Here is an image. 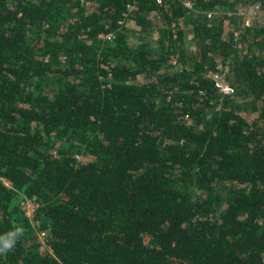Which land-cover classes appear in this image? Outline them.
<instances>
[{
    "label": "trees",
    "instance_id": "obj_1",
    "mask_svg": "<svg viewBox=\"0 0 264 264\" xmlns=\"http://www.w3.org/2000/svg\"><path fill=\"white\" fill-rule=\"evenodd\" d=\"M235 2L0 0V264H264V27Z\"/></svg>",
    "mask_w": 264,
    "mask_h": 264
},
{
    "label": "rangeland",
    "instance_id": "obj_2",
    "mask_svg": "<svg viewBox=\"0 0 264 264\" xmlns=\"http://www.w3.org/2000/svg\"><path fill=\"white\" fill-rule=\"evenodd\" d=\"M235 5L230 10L226 11H217L214 13L215 15L218 14H224L232 17L231 28L237 29L239 32L240 30H244L245 27H258L262 28L264 27V8H262L258 3H250L249 0H235ZM193 13H191L192 16H194L197 19H203L204 14L198 10H192ZM132 24L129 20H125L124 24V30L127 33L128 41L131 44H137L141 41H148L152 44V46L159 51V47L157 44V36L156 33L149 31V32H132L131 31ZM111 34L101 35L100 38L103 41L110 40ZM229 68L227 66L218 65L215 70L208 72V76L215 82L218 89L222 91L223 88H229V91L227 94L232 93L233 89L229 82V77L233 78V74L229 72ZM223 92V91H222ZM224 93V92H223ZM59 147H64L65 143L59 142L57 143ZM80 158V156H78ZM77 157V158H78ZM5 183L9 185L6 181ZM29 200V199H28ZM30 201V200H29ZM31 203V202H30ZM32 204V203H31ZM22 212V211H21ZM17 215V222L21 223L22 220L26 218L27 216L22 212ZM28 218V217H27ZM34 223H32L33 225ZM35 230H33L34 234V242L37 243L40 247L41 251L47 250L46 242L44 241V238L40 235V229H38L37 225H33Z\"/></svg>",
    "mask_w": 264,
    "mask_h": 264
},
{
    "label": "built area",
    "instance_id": "obj_3",
    "mask_svg": "<svg viewBox=\"0 0 264 264\" xmlns=\"http://www.w3.org/2000/svg\"><path fill=\"white\" fill-rule=\"evenodd\" d=\"M157 2L160 4L162 2V0H157ZM184 5H186L187 7L191 6L190 3L187 1L184 2ZM127 9L128 10L131 9L130 5H127ZM222 91L224 93H227L229 91V88H223ZM37 206H38V204H37L35 198H32V197L31 198H25L21 204V211L28 217V218L27 217L26 218L29 219L31 221V223H34L33 225L36 224L38 226V222L36 220H33L34 212H35ZM39 233H40L41 237H43V238L46 235V231H44V230H40Z\"/></svg>",
    "mask_w": 264,
    "mask_h": 264
},
{
    "label": "clouds",
    "instance_id": "obj_4",
    "mask_svg": "<svg viewBox=\"0 0 264 264\" xmlns=\"http://www.w3.org/2000/svg\"><path fill=\"white\" fill-rule=\"evenodd\" d=\"M22 234V229L9 232L6 237H0V252L10 249L15 243V238Z\"/></svg>",
    "mask_w": 264,
    "mask_h": 264
}]
</instances>
